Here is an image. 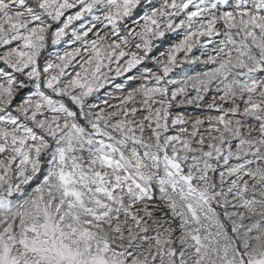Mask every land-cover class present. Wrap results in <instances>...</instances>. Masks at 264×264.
Listing matches in <instances>:
<instances>
[{
    "label": "snow or ice",
    "instance_id": "6c2138e0",
    "mask_svg": "<svg viewBox=\"0 0 264 264\" xmlns=\"http://www.w3.org/2000/svg\"><path fill=\"white\" fill-rule=\"evenodd\" d=\"M0 264H264V0H0Z\"/></svg>",
    "mask_w": 264,
    "mask_h": 264
},
{
    "label": "rangeland",
    "instance_id": "374dc122",
    "mask_svg": "<svg viewBox=\"0 0 264 264\" xmlns=\"http://www.w3.org/2000/svg\"><path fill=\"white\" fill-rule=\"evenodd\" d=\"M117 82H119V81H117Z\"/></svg>",
    "mask_w": 264,
    "mask_h": 264
}]
</instances>
